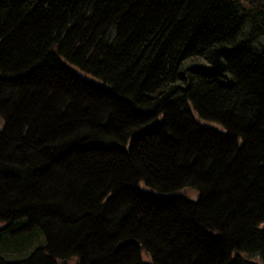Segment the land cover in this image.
Returning <instances> with one entry per match:
<instances>
[{
  "label": "trees",
  "instance_id": "trees-1",
  "mask_svg": "<svg viewBox=\"0 0 264 264\" xmlns=\"http://www.w3.org/2000/svg\"><path fill=\"white\" fill-rule=\"evenodd\" d=\"M264 0H0V264H264Z\"/></svg>",
  "mask_w": 264,
  "mask_h": 264
},
{
  "label": "rangeland",
  "instance_id": "rangeland-1",
  "mask_svg": "<svg viewBox=\"0 0 264 264\" xmlns=\"http://www.w3.org/2000/svg\"><path fill=\"white\" fill-rule=\"evenodd\" d=\"M262 39L264 40V37Z\"/></svg>",
  "mask_w": 264,
  "mask_h": 264
}]
</instances>
